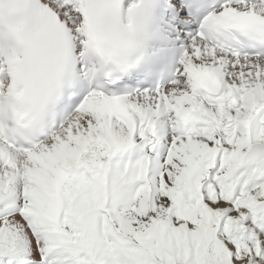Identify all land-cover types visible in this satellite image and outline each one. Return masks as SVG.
<instances>
[{
    "label": "snow or ice",
    "instance_id": "6c2138e0",
    "mask_svg": "<svg viewBox=\"0 0 264 264\" xmlns=\"http://www.w3.org/2000/svg\"><path fill=\"white\" fill-rule=\"evenodd\" d=\"M0 264H264V0H0Z\"/></svg>",
    "mask_w": 264,
    "mask_h": 264
}]
</instances>
